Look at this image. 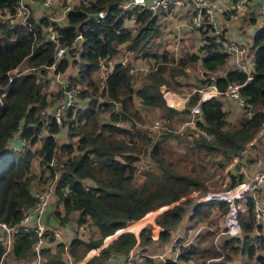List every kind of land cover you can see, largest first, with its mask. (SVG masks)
Wrapping results in <instances>:
<instances>
[{
    "label": "trees",
    "instance_id": "trees-1",
    "mask_svg": "<svg viewBox=\"0 0 264 264\" xmlns=\"http://www.w3.org/2000/svg\"><path fill=\"white\" fill-rule=\"evenodd\" d=\"M122 1L79 0L66 10L60 24L50 22L47 14L38 15L31 9L26 25L17 21L9 23L5 17L14 11L15 0H0V222L16 225L33 203L34 187L48 178L54 205L51 214L56 224L62 226L73 220L76 227L85 229L86 223L92 227L90 233H95L91 237L71 238L65 249L62 242L55 246L43 245L40 247L43 264H67L71 258L79 260L120 228L131 231L116 235L82 264H102L110 255L125 258L137 245L145 252V245L155 241L150 235V225L139 228V223L147 220L144 214L152 208L169 204L154 217L155 224L162 228L156 242L166 240L186 212L188 223L203 219L211 207L225 214L228 203L224 200L189 202L186 208L187 199L178 201L203 183L194 171V160L187 168L186 159L202 158V154L216 151L226 163L263 125L264 22L250 37L254 50L246 73L233 65L223 68L228 55L220 50L218 42L225 37L222 29L216 34L207 24L199 27L200 51H175L169 38H161L158 33L157 12L139 6L122 11L118 6ZM101 11L104 12L101 18L87 17ZM124 18L132 19L133 25L124 26ZM49 22L61 34L59 45L63 47V54L57 60L53 57V45L44 39ZM77 34L81 38L74 45ZM174 52L179 54L176 66L180 74L189 64L199 63L197 81L208 79L218 94L199 100L198 94L192 92L182 109L166 106L159 87L167 80L166 72L172 68L169 62ZM118 53L121 58L114 60ZM136 58H144L150 64L139 85L133 81L137 74L129 72L130 59ZM102 62L106 70L98 84L93 73ZM22 63L26 64L25 70L18 68ZM50 64H53L51 73H63L72 67L64 81L81 86L75 101L65 108L58 122L49 121V106L54 98L61 97L58 88L50 98L44 92ZM170 74L174 76L173 69ZM174 81L181 83L177 77ZM228 84L239 85L238 92L246 103L243 108L239 107L241 114L235 123L226 119L220 99ZM175 103L180 104L178 100ZM196 103L199 114L194 125L199 132L191 137L190 148L183 156L164 151L161 139L152 141L149 130L141 124L142 113L136 108L140 104L158 109L161 122L169 123L176 118L184 120L186 112ZM101 112H106V117H100ZM62 132L66 140L59 143L57 137ZM15 137L24 143L19 150L8 146ZM142 153H147L153 165L142 181L135 184ZM234 180L229 186L237 182ZM252 195L253 191L244 194L247 219L238 215L241 236L236 237L234 244L228 241L220 244L226 250L223 255L218 257L211 250V242L204 244L212 232L204 228L189 243L180 242L179 238L170 246L173 257L159 259L156 264H240L233 259L237 253L247 264L249 261L264 264L262 238L258 233L251 234L254 229L261 230V224L255 223L252 216ZM44 216L41 221L51 228ZM55 229L47 232L51 236L46 241L53 239ZM136 230L135 235L132 231ZM35 239L34 231L18 229L11 234L9 250L4 254L0 239V264H4L3 257L8 253L17 260L34 259L31 247ZM135 254L134 264L153 263L150 256L143 254L142 260L138 252Z\"/></svg>",
    "mask_w": 264,
    "mask_h": 264
},
{
    "label": "rangeland",
    "instance_id": "rangeland-1",
    "mask_svg": "<svg viewBox=\"0 0 264 264\" xmlns=\"http://www.w3.org/2000/svg\"><path fill=\"white\" fill-rule=\"evenodd\" d=\"M61 0H54V3L52 5V8L50 10L51 14H57L61 8L60 4ZM64 1V0H63ZM79 0H69L68 4L69 7L76 4ZM66 4V3H65ZM253 6H246V8L242 9L239 7L240 5L236 6V9H229L227 10L228 14L235 15V20L239 24V28H243L246 26V23L248 22L247 19H249V16L254 14L256 12V17H255V22L262 24L264 22V18L260 16L258 12V6L257 4H253ZM243 6V5H241ZM190 9V8H189ZM242 10V11H240ZM222 11V10H221ZM42 12V11H38ZM155 12H157V24H158V29H159V35L161 38L168 37L169 39L171 38L174 43L178 42V40H185L184 45L189 44V48H185L190 51H200L198 50L199 47V39L196 37L197 29L193 27H189L186 29L187 34L193 33V38L189 40V36L185 34V38L182 37L178 39L179 34H176V32L181 33L182 28L181 26H178V30L176 31V25L179 22L178 17H176L175 14H173L172 11L169 12L168 15H164L165 11L162 9L158 8ZM190 12V11H189ZM165 16V18H161ZM189 16V14H188ZM187 16V17H188ZM254 19V18H253ZM123 25L124 26H131L133 25L132 19H126L124 18L123 20ZM220 28H221V24ZM238 29V28H237ZM246 31V30H245ZM223 34L224 29L221 31ZM196 34V35H195ZM199 34V33H198ZM195 35V36H194ZM183 36V35H182ZM248 43L249 40L246 39ZM174 49V47H172ZM183 49V48H182ZM176 51L179 50L178 48L175 49ZM179 54L176 55V52H174V55L171 56L169 62V65L172 68H169V70L166 72V82L164 85H161L159 89L161 90L162 88L164 89H169L173 92H175L177 95H179L182 98H177L178 102H182L184 105V102L188 99L189 95L195 90L196 88H199L206 83H209L208 79H203L200 81H197L196 75L197 73L199 74L200 69L198 64L199 63H192L189 64L186 68L181 69L183 70V74H180L178 71V68L176 66V60L178 58ZM121 57L119 56V53L115 55V59H120ZM231 57H227V61L224 65L223 68H226V66H231ZM25 63H22L18 68L21 70H25ZM130 65L134 66L136 68L138 67H143L146 66L145 69H136L134 72L137 74V76H133V81L134 85H139L143 80V78L147 75L149 72L148 68L150 66L149 62L144 59L138 58L136 59H130ZM105 68V69H104ZM174 70V76L177 77L181 83H177L174 81L175 77L170 74L171 70ZM73 68H69V73L72 72ZM106 70V64L102 62V65L100 66L99 70L95 73H93V76L95 80L97 81L98 84H101V79L103 77V74ZM46 77L47 82L44 85V92L50 98L52 96V92H55L58 87L56 86H50V81L49 79L53 76V73H51V69L46 70ZM15 72V70L12 71V73ZM202 75V74H201ZM63 77L65 80L67 77ZM49 81V82H48ZM59 93V92H58ZM188 94V95H187ZM221 95V101L223 102V107L224 111L226 113L225 117L229 121V123H235L238 120L239 114H241V111H239V107L237 106L236 102L231 99V101H227L226 99H229L228 97H222ZM61 98V97H60ZM59 99L54 98V102L49 106V111L54 107L55 103L58 102ZM101 100V98H100ZM173 101V100H172ZM171 101V102H172ZM174 102V101H173ZM224 102L226 104L224 105ZM166 105V103H165ZM178 107V109H182L183 105L179 103H175ZM179 105V106H178ZM167 106V105H166ZM136 108L142 113V126L149 130V135L152 138V141L155 140H162L163 141V149L164 151H168L170 153H175L180 156H183L184 152H186L190 147V141L191 137L195 136V134H198L199 129L197 126L194 125V120L197 117V115L186 112V116L184 117V120H178L177 118L174 121H171L169 123H163L160 120V113L158 109H153V108H148L146 106L136 104ZM175 108V107H174ZM48 109V108H47ZM176 109V108H175ZM102 115H105L106 117V112H101L100 117ZM193 118V119H191ZM192 120L193 123H189V120ZM158 121V125H154V121ZM122 126H126V123H121ZM44 131H41V133ZM261 132V133H260ZM175 134H178V137H174ZM164 136V138H162ZM263 136H264V121L263 125L259 129V131L255 134L254 138L251 139L249 143H247L236 155L232 156L231 159L223 163V160L221 158V155L217 153L216 151H212L209 154L206 155H201L202 158H197L195 156L192 157V159H186V167L190 168L193 160L195 163L194 171L201 176L203 179L202 185L190 191L186 196H183L179 198V202H183L184 200L187 199L186 203L184 204V207H187V204L189 202H208L212 201L211 199L207 200L206 198L211 194L215 192H220V191H225L227 188L231 187L229 186L230 182L235 179L237 182H248L249 180H252V178L255 175L263 174L264 176V145H263ZM58 142H63L66 140V137L63 135V132L61 133L60 136L57 137ZM253 144V146H252ZM119 159H121V156H118ZM138 171L135 173L134 176V183L138 184L140 181H142L143 176L145 175V172L151 168L152 161L151 158L147 156V153H142L140 154L138 158ZM181 170H184L182 167L179 166ZM194 171H189L192 174H194ZM234 180V181H235ZM264 181V180H263ZM260 182L258 184V189L253 191L254 197L258 198V200H261L264 194V182ZM51 181L48 178H44L40 184L36 185L34 189L37 188H43V187H48ZM86 183H88V180H85ZM236 182V183H237ZM234 183V184H236ZM233 184V185H234ZM177 202V201H176ZM174 202V203H176ZM234 210L232 212L233 219H235V230L237 233H234L232 229H228L227 225V215L228 217L230 216V208L228 206V209L225 214H221L222 212L219 209H215L211 207L210 209L207 208L209 211L203 219L200 220H187V212L185 215H183L182 220L177 224L176 230H173L170 232L169 237H167L166 240L156 242L158 234H156L155 237V242L153 243H148L145 245V252L142 251L140 248L142 246L137 245L134 247L132 250V254L139 253L140 256L142 257L143 260V254L150 256L151 260H153V263L151 264H156L159 259H167L168 257H173V253L171 255V250L170 246L171 244H176V241L179 239L180 242H186L189 243L193 239V235L198 231V230H203L204 228H209L212 232L210 235L206 237V241H204V244L207 242H211V250L216 252L218 257L224 254L226 250L222 248L220 245L223 241H228L230 244H234L235 240L237 239L236 237H240V229H239V223H238V215H240V218L246 220L247 219V211H246V206L244 205V197L235 200L234 204ZM50 207H53L52 201L50 202ZM169 207L168 205H165L160 208H155V209H150L148 212L144 214V216H148L147 220L141 221L139 223V228L144 226V225H150V235L152 234V229L153 232L155 230H162L158 225L155 224L154 222V217L157 215V213L163 211ZM221 212V213H220ZM76 214V213H74ZM73 214V215H74ZM223 215V216H222ZM222 216V217H221ZM254 220L256 221L257 224H261V230L260 232L255 231V229L252 231V236L256 235L257 233L261 236L263 245H264V215L261 216L259 219H255L254 214H252ZM143 217V216H142ZM69 224V225H68ZM189 225V228L186 226ZM85 229L76 227V224L74 221H69L67 224H63L62 226H59L58 228V234L54 237L53 239H49L51 241H46V239L51 236L48 235L47 233L45 234V244H49L52 246H55L56 243L62 242V246L64 249L66 248V245L69 243L70 239L79 236V237H86L87 235L95 236V233H90V230H92V227L87 225L86 223L83 224ZM138 228V230H139ZM124 230H129L126 228H123ZM138 230L135 232L132 231L135 235L137 234ZM131 231V230H129ZM83 232V233H82ZM157 232V233H158ZM3 234V233H2ZM48 235V236H47ZM155 236L154 234H152ZM178 236V237H177ZM111 237H107L105 240H103V243L101 246L105 245L108 240H110ZM153 239V238H152ZM44 244V245H45ZM46 246V245H45ZM100 246V247H101ZM98 247L97 249H89L84 257H88L89 255H92L98 251L100 248ZM257 253H260L259 250H256ZM216 254V255H217ZM44 257V255H42ZM83 259V258H81ZM79 260L76 259H68L67 264H74L78 263ZM233 259L235 262H239L240 264H247V260L244 259L239 253L233 256ZM30 260V259H27ZM141 260V261H142ZM3 263L4 264H22L19 263L23 260H17L11 256V254H6L3 257ZM251 264V261H249ZM30 263V262H28ZM33 264V263H31ZM137 264V263H136Z\"/></svg>",
    "mask_w": 264,
    "mask_h": 264
},
{
    "label": "built area",
    "instance_id": "built-area-1",
    "mask_svg": "<svg viewBox=\"0 0 264 264\" xmlns=\"http://www.w3.org/2000/svg\"><path fill=\"white\" fill-rule=\"evenodd\" d=\"M68 2L69 0H61V8L59 12L54 15L50 13L54 0H15L13 9L14 11L10 14L7 13L5 17L7 18L9 23L17 21L22 24L28 25L29 22L27 20V16L30 13L31 9H36L37 11H42L38 12V15L47 14V18L50 22L54 21L60 24L64 21L65 12L69 8ZM247 2L248 0H237V5L245 6ZM183 4H187L190 8L189 16L187 17V25L197 29L207 24L208 26H211L214 33H219L220 29L217 18L221 9L219 6L214 5V3H212L210 0H124L120 2L118 6L122 11L130 10L136 6H139L140 8H146L152 12H155L158 8L169 12L170 8L180 5L182 6ZM257 6L260 16L264 18V0H258ZM103 15V11L98 12V18H101ZM50 22L46 27L44 39L53 45V57L54 60H57L63 54V47L59 45L61 34L55 31ZM180 25H184L183 22L178 23L176 27ZM76 37H79V40L81 38L79 34H77ZM218 42L220 44V50L226 53L228 57L232 58L234 63L233 66L248 73L252 64L254 50L250 43L241 38L228 36L222 37L221 39L219 38ZM47 68L52 70L53 64L48 65ZM145 68L146 66H140L138 68L130 66L129 72H135L136 69ZM58 75L59 73H53L52 80L55 79V86L58 87V92L61 98L54 105L50 112L51 115L49 116V121L53 119L56 122L59 121V118L64 112L65 108L75 101L81 88L78 83L65 82L64 79H61V77H59ZM210 86H212V88L214 89L210 90ZM238 87V84H228L226 89L222 93L233 99L238 107L243 108L244 106H246V103L244 101V98L238 92ZM193 92H196L198 94L199 100H204L217 93V90L213 84L206 83L205 85L193 90ZM160 93L164 99V102L170 108H174L177 106L175 105V101H177V98H182L169 89L162 88L160 90ZM172 98H174V102L172 101ZM189 111L192 114L197 115V117L195 118L196 120L199 114V106L197 105V103L191 106ZM191 119L188 121L189 123H193ZM154 125H158L157 120L154 121ZM23 144V141L20 140L19 144H14L13 146L9 145V148L19 150L23 146ZM263 180L264 176L261 173L259 175H255L252 180H249L248 182H237L236 184L227 188L225 191L211 193L206 198L207 200H224L228 203V206L230 208V216L228 217L227 215L226 221L228 227H230L228 229H232L234 233H237V231L235 230L236 220L233 219L232 215V212L234 210L233 204L235 200L244 197V194L247 191H254L258 189V184ZM51 185L52 183L48 187L34 189L33 203L29 207H27L26 211L16 225H7L4 222H0V229L3 233V235L0 236L1 243L4 246L3 254L9 250L10 236L12 233L16 232L18 229H23L25 231L32 230L36 235V239L31 247V250L34 253V264H43L44 257L40 253V247L45 244V234L47 232H50L52 228L46 227L41 219L44 216L46 209L50 207L52 191ZM252 198L253 207L251 208V210L252 214H254L255 219L257 220L264 215V194L261 200L255 198L254 194L252 195ZM157 232L158 230H155V232H153L152 229V234H154L155 236L151 234V238L155 239L156 234H158ZM53 234L55 237L58 232L53 231ZM97 248L98 247L92 249ZM84 256L83 259L74 264H82L90 255L88 257ZM136 257V254H132L131 251L126 255L125 258H115L114 256L110 255L107 259L104 260L102 264H134Z\"/></svg>",
    "mask_w": 264,
    "mask_h": 264
},
{
    "label": "crops",
    "instance_id": "crops-1",
    "mask_svg": "<svg viewBox=\"0 0 264 264\" xmlns=\"http://www.w3.org/2000/svg\"><path fill=\"white\" fill-rule=\"evenodd\" d=\"M210 1L212 3H214V5L219 6L220 9L222 10V11L220 10V12L218 14L217 21H218V24H221V28H220V25H219V29H224L225 36L241 38V39H244V40H246V39L250 40L251 35L255 32V30L260 25V23H258V22L256 23L255 22L256 12L254 14H252V15L249 16V19H247L248 22L246 23V26H244L243 28L242 27L239 28V24L235 20V15H232V14H228L227 13V10H229V9H233V8L236 9V6H235V5H237L236 0H210ZM257 1L258 0H248V2L245 4V6H241L240 5L239 7H241L242 9H244V8H246V6L253 5L255 3L257 4ZM230 6H233V7H230ZM170 11H172L173 14H175L176 17H178V19H179V22L178 23L183 22V24H184V25H180L181 28H182V32L181 33L176 32V34H179V36H181L178 39H180L182 37L185 38L186 37L185 34L188 35L187 34L188 32H186V29L189 27L187 25V16H188L189 11H190L189 6L187 4H183L182 6L180 5V6H177V7L170 8L169 12ZM240 11H242V10H240ZM169 12H167L165 10V14L164 15L165 16L168 15ZM34 13L37 14L38 11L35 9V12ZM165 16L164 17L161 16V18L164 19ZM253 18H254V21H253ZM251 21H253V22L251 23ZM178 23H177V25H178ZM177 30H178V27H176V31ZM195 33L197 34V35L196 34L195 35H196V37H198V39H199V43L198 44L200 45L201 44V39H200V35L198 34L199 33L198 30ZM188 36H189L188 39L191 40L193 38V33H189ZM169 40L172 42V47H174V50L176 48H178L179 50H177V51H180V50L183 51V50H185V48H189V44L184 45L185 40H178V42H176V43H174V41L171 38ZM229 59L231 61V65H234L232 58H229ZM141 70H143V69H141ZM68 72L69 71H64L63 73H59L58 76L61 77V79H63V77H65V75H68L67 74ZM50 79H51L50 80V84H51L50 86H55L56 85L55 79H53V80H52V78H50ZM209 88H210V90H213L214 89V88H212V86H210ZM215 94H213V95H215ZM222 95H223L222 97H224V96L225 97H228L225 94H222ZM226 100L229 102V101H231V98L226 99ZM181 104L183 105L182 102H180V105ZM225 104H226V102H224V105ZM175 108L178 109V107H175ZM222 109L224 110L223 104H222ZM51 110H50V112H51ZM8 143H10V145L13 146L14 144H19L20 143V140H18V138L15 137L14 139H12ZM8 146H9V144H8ZM53 209H54V205H53V207L47 208L44 217H46L47 224L49 226H51V228H56L54 231L57 232L59 226L56 224V220L54 219L53 215L51 214V211H53ZM69 221L72 222L73 220H69ZM69 221H67L64 224L69 223ZM152 240L155 241L154 239H152ZM45 245H49V244H45ZM28 262H30V263H28ZM19 263H22V264H31V263H33L34 264V259H30V260L24 259L23 261H21Z\"/></svg>",
    "mask_w": 264,
    "mask_h": 264
},
{
    "label": "water",
    "instance_id": "water-1",
    "mask_svg": "<svg viewBox=\"0 0 264 264\" xmlns=\"http://www.w3.org/2000/svg\"><path fill=\"white\" fill-rule=\"evenodd\" d=\"M87 17H92V18H98V13H91V14H88L87 15ZM86 17V18H87ZM79 41V37H76L75 38V40H74V45H76V43ZM122 231H124V229H122V228H120V229H117V230H115L114 231V233L113 234H110V235H107L103 240H105L108 236L109 237H111V239H113L116 235H118L119 233H121ZM110 239V240H111ZM110 240H108V241H110ZM107 241V242H108ZM102 243H103V241H102ZM102 245V244H101Z\"/></svg>",
    "mask_w": 264,
    "mask_h": 264
},
{
    "label": "clouds",
    "instance_id": "clouds-1",
    "mask_svg": "<svg viewBox=\"0 0 264 264\" xmlns=\"http://www.w3.org/2000/svg\"><path fill=\"white\" fill-rule=\"evenodd\" d=\"M216 94H218V93H216ZM216 94H215V95H216ZM213 96H214V95H213Z\"/></svg>",
    "mask_w": 264,
    "mask_h": 264
},
{
    "label": "bare ground",
    "instance_id": "bare-ground-1",
    "mask_svg": "<svg viewBox=\"0 0 264 264\" xmlns=\"http://www.w3.org/2000/svg\"><path fill=\"white\" fill-rule=\"evenodd\" d=\"M230 221H231V219H230Z\"/></svg>",
    "mask_w": 264,
    "mask_h": 264
}]
</instances>
